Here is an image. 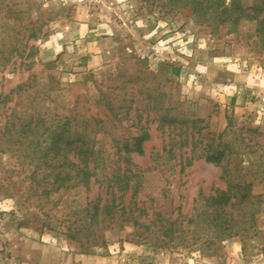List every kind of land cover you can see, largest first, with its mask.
I'll return each instance as SVG.
<instances>
[{"label": "rangeland", "instance_id": "1", "mask_svg": "<svg viewBox=\"0 0 264 264\" xmlns=\"http://www.w3.org/2000/svg\"><path fill=\"white\" fill-rule=\"evenodd\" d=\"M5 2L22 12L7 16L19 18L10 20L17 29L9 35L28 34L22 25L29 20L47 24L21 58L0 70V264H264V48L255 42L253 25L213 30L188 10L149 12L143 0ZM258 3L241 1L244 7ZM86 23L100 42L98 61L84 53L91 38L77 33ZM76 113L102 120L94 139L106 165L100 161L87 187L46 196V182L32 174V151L11 150L16 146L3 135L35 126L32 115L54 124ZM143 129L150 135L144 154L130 157L142 176L135 200L152 218L161 212L186 229L199 195L225 190L229 181L234 193L249 197L250 231L211 243L189 245V236L163 244L115 220L103 230L92 225L97 240L89 230L68 237L76 210L109 197L108 178L123 161L117 149ZM209 145L226 147L221 165L204 160ZM232 211L236 219L241 215L236 206Z\"/></svg>", "mask_w": 264, "mask_h": 264}, {"label": "trees", "instance_id": "2", "mask_svg": "<svg viewBox=\"0 0 264 264\" xmlns=\"http://www.w3.org/2000/svg\"><path fill=\"white\" fill-rule=\"evenodd\" d=\"M5 1L0 0V10L5 12L3 16H0V70L14 58H21L29 42L37 39L42 28L47 24V21H44L40 27H36L34 25L36 21L29 20V24L22 25V29L29 30L28 34L20 32L19 35H9L7 30L17 29L14 24H10V20L15 22L19 18L11 16L12 19H10L7 16L15 13L21 15L22 12L14 10L12 4ZM143 1L147 3L149 12L153 10V7L166 9L167 12L188 10L195 19L211 26L213 30L227 27L228 31L234 32L244 23L252 24L255 42L259 47L264 48V0H259L258 4L250 7L242 6V0ZM171 73L178 75L179 70L172 68ZM155 107L153 104L152 109L156 110L157 107ZM30 121H35V126L27 123L13 131L8 129L3 139L9 147L16 146V148H10L11 150L32 151L31 161L34 163L32 174L41 175L40 183L46 182L43 189L46 196L80 185L87 187L99 166L106 165L104 161L102 162L94 139V134L99 133L101 129L94 128V125H101L102 120L76 113L64 116L56 120L54 124H48L40 115H32ZM29 136L31 140L25 145L24 139ZM149 138V133L143 129L131 140L123 141L122 146L117 149L123 152L122 164L119 165L116 162L108 178L109 197L98 196L90 200L85 207L76 210V219L67 228L68 237L75 239L78 234L89 230L90 237L97 240L98 229H91L92 225L94 223L101 225L103 230L115 220L132 224L139 237L160 240L163 244L182 243L189 236V245H194L198 241L211 243L212 240H225L245 235L250 231L254 223V212L249 213L245 208L249 197L244 192L234 193L228 179L227 189H216L208 196L199 195L195 201L196 212L188 220L186 229H183L182 225L178 226L176 220L166 218L161 212L153 213L152 218L148 208L135 200L142 186V176L133 170L130 157L132 153L143 155V145ZM44 142H46L45 145ZM193 151L194 146L191 148V153ZM226 156V147L220 149L218 146L213 148L209 145L203 158L206 162L219 166ZM191 159L192 156L186 158L185 162L189 163ZM128 192L130 197L124 200ZM234 206L241 212L237 219L233 216ZM143 218L144 220H141Z\"/></svg>", "mask_w": 264, "mask_h": 264}, {"label": "crops", "instance_id": "3", "mask_svg": "<svg viewBox=\"0 0 264 264\" xmlns=\"http://www.w3.org/2000/svg\"><path fill=\"white\" fill-rule=\"evenodd\" d=\"M78 29H79V31L77 33H79L80 38H86L87 36L91 38V40L88 41L86 43V45H84V47H83L84 51H85L84 52L85 55H87V53H89V56H90L89 60L90 61H98V58L100 57V55H98V54H100L101 46L99 45L100 42H97L96 39L91 37L92 35H94L93 34L94 31L91 29L89 30V24L88 23L79 25ZM55 42H56V40H55ZM61 50H63L62 44L60 45V47H59V45H57L55 50H54L55 55L57 56Z\"/></svg>", "mask_w": 264, "mask_h": 264}]
</instances>
